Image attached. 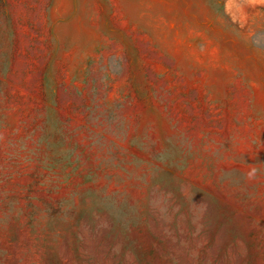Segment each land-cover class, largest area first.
Returning a JSON list of instances; mask_svg holds the SVG:
<instances>
[{
    "label": "rangeland",
    "instance_id": "obj_1",
    "mask_svg": "<svg viewBox=\"0 0 264 264\" xmlns=\"http://www.w3.org/2000/svg\"><path fill=\"white\" fill-rule=\"evenodd\" d=\"M0 264H264V0H0Z\"/></svg>",
    "mask_w": 264,
    "mask_h": 264
}]
</instances>
